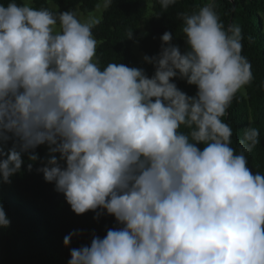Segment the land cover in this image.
<instances>
[{
  "label": "clouds",
  "instance_id": "9594fccd",
  "mask_svg": "<svg viewBox=\"0 0 264 264\" xmlns=\"http://www.w3.org/2000/svg\"><path fill=\"white\" fill-rule=\"evenodd\" d=\"M179 18L185 48L166 31L159 53L143 58L149 77L122 62L99 66L100 16L0 3V145H12L0 146V184L27 156L76 215L106 212L118 225L78 248L81 233L66 235L68 264H264V174L246 155L260 132L242 129L237 150L224 121L252 80L242 29L225 28L211 4ZM10 225L0 204V228Z\"/></svg>",
  "mask_w": 264,
  "mask_h": 264
},
{
  "label": "trees",
  "instance_id": "16d2710c",
  "mask_svg": "<svg viewBox=\"0 0 264 264\" xmlns=\"http://www.w3.org/2000/svg\"><path fill=\"white\" fill-rule=\"evenodd\" d=\"M97 3L98 0H34L33 7L48 8L56 14L62 11L89 14L95 11ZM205 4L214 6L225 28L235 23L242 29V54L251 64L252 80L237 93L224 121L233 129L232 146L237 150L242 129L249 125L259 129L260 143L246 155L252 171L264 174V0H175L167 9L162 8L160 0H152L151 14L148 0H113L101 23L93 29L98 41L96 58L101 68L122 62L143 68L151 77L153 66L144 63L135 48L144 56L157 55L162 43L160 37L168 31L173 33V43L183 50V21L179 14H191ZM130 31L132 39H128ZM173 82L189 96L197 92L195 86L185 81ZM0 146L7 150L12 145ZM36 152L43 161L44 151L39 147ZM23 159L22 171L12 178V183L0 184V204L11 221L7 229L0 228V264H68L71 256L70 248L64 244L66 235L74 231L81 233L70 245L78 248L89 244L93 233L103 237L107 229L118 226L115 218L106 212L98 219L94 212L76 215L63 194L56 192L55 185L46 182L37 171L42 164L38 162L29 172L27 156Z\"/></svg>",
  "mask_w": 264,
  "mask_h": 264
},
{
  "label": "rangeland",
  "instance_id": "374dc122",
  "mask_svg": "<svg viewBox=\"0 0 264 264\" xmlns=\"http://www.w3.org/2000/svg\"><path fill=\"white\" fill-rule=\"evenodd\" d=\"M29 2L31 3V5L33 6L34 5V0H29ZM50 5L53 7L54 6V4L53 3H50ZM148 6H149V14H151L152 13V0H148ZM104 12L105 11H102V12H96V10L95 11H93V12H91V13H89V14H93V15H97V16H100L101 17V20L103 19V16H104ZM78 16H80L82 19L83 18H86L89 14H83L82 12H80V11H78ZM263 16H264V14H263ZM135 52L140 56V57H142V58H144V55L143 54H141L139 51H138V49L137 48H135ZM40 148L44 151V156H43V160H45L46 158H47V156H48V148H47V146L46 145H44V146H40Z\"/></svg>",
  "mask_w": 264,
  "mask_h": 264
}]
</instances>
